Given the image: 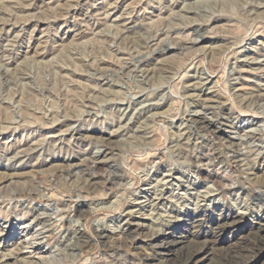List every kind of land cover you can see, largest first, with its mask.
Instances as JSON below:
<instances>
[{
    "label": "rangeland",
    "instance_id": "1",
    "mask_svg": "<svg viewBox=\"0 0 264 264\" xmlns=\"http://www.w3.org/2000/svg\"><path fill=\"white\" fill-rule=\"evenodd\" d=\"M257 91L264 0H0V264H143L150 236L194 212L264 216L239 185L219 191L189 164L214 149L239 161L243 180L264 177ZM196 113L223 140L188 125ZM96 156L97 173L116 182L89 191L84 163ZM19 189L32 197L13 198ZM242 233L227 227L217 246Z\"/></svg>",
    "mask_w": 264,
    "mask_h": 264
},
{
    "label": "bare ground",
    "instance_id": "2",
    "mask_svg": "<svg viewBox=\"0 0 264 264\" xmlns=\"http://www.w3.org/2000/svg\"><path fill=\"white\" fill-rule=\"evenodd\" d=\"M161 52H165V49H163ZM251 98L254 101H259L258 103L260 104V101L264 99V93L261 92L260 94V91H257L255 94L251 95ZM245 99H243V101H245ZM248 101H250V99ZM220 103L222 104V102ZM217 107H219L218 104ZM202 114L196 113L191 115L188 119H186V123L188 125L193 126L194 129L204 132L210 140H223L222 136L224 135V132H222V130L217 126L216 122L208 119L206 116ZM236 127L238 126L234 125L232 128L235 129ZM257 135L258 133H256L255 131H249L246 136L247 138L249 137V139L255 140V138L258 137ZM78 136L82 137L83 135L78 133ZM110 137L111 135L109 136L100 135L102 143L105 145V147H107L105 151L110 149L108 148V146L110 145ZM228 138L229 137H227V139ZM177 141L180 142L179 140ZM182 144L184 143L177 144L176 152L180 153L183 151V149H185L184 145L182 147ZM231 145H236V144L235 142H232ZM207 156L212 157V160L213 161L215 160L216 163L222 164V167L219 170H216L215 167H204L206 166L205 161H207L208 159ZM223 158L224 157H222L220 154L215 153V150L213 149L207 153H199L197 160L195 159L189 160V164L193 166L198 176H200L204 181H208L209 183L215 185V187L219 189V191L220 190L224 191L225 189H229L234 185H239L243 193L246 194L251 200L257 202L261 206H264V183H263L264 177L263 178L260 177L261 180L258 178V180L260 181L257 180L255 181L253 179L245 181L240 176L241 167H237L238 166L237 162L239 161L236 159H234L233 161L230 160L226 161ZM89 163H91V165H89ZM103 163L104 161L97 156L93 158L90 162L87 161L84 163V166H86L84 167L85 169L83 168L84 170H87L89 172L93 171L92 174L88 172L86 174V177H84V181L86 183L85 184L86 190L89 191L96 190L98 186L104 182H107L109 184H115L116 181L113 178H111V180L108 178H103L97 173V171L101 169V165ZM209 163H211V161ZM71 166L72 164L71 165L66 164L63 167L60 166L62 168L61 172H66V174L71 175L72 173ZM133 168L139 169L140 167H133ZM111 169H113V171L116 172L118 167H111ZM253 177L255 178L256 176ZM53 187L49 188V192L45 196L46 202H51L55 198L54 190H53L55 188ZM20 190L21 189H19V192H16L13 195V198L30 199L32 197L33 193L30 192V189L28 192H25L26 189L25 191L22 190L20 191ZM12 192L10 194H12ZM184 219L185 220H183L181 224H177L170 229H166L165 232L162 234L163 235L162 237L160 236L153 239L154 237L153 234L151 236L150 234L146 235V237L149 236L151 237V239L150 238L148 239V246L149 248L151 247L150 248L151 251L152 249L154 250L152 254H148L147 256L143 257V262H144L143 264H202L205 261H208L207 264H264V216H261L259 218H254L252 221H246L243 218L234 215L228 210L221 209V210H212L210 214L205 212H194L192 215L184 217ZM231 226L235 227L238 230L243 231L242 233L243 235L239 238L238 241L230 242L224 247H218L217 244L219 242L220 237L222 236L226 228ZM134 232L135 230L129 229L127 232L124 233L123 238L126 239L132 236ZM86 235L87 234L85 232L78 231L77 240L80 244H85L90 240L89 239L90 237L88 238ZM95 236L98 240H102L104 238L107 239V235L105 234L104 231H101L99 233L95 232ZM200 239H204V240L200 241ZM207 243H209L208 245H210L211 243V246H209L210 247L209 250H207L208 248ZM22 249H24V247H22ZM216 250L218 252H216ZM19 251L20 250H18V252ZM212 251L216 253L214 254L212 253ZM200 254H202V257H200ZM8 256L9 258L12 257L10 254ZM12 259L16 260L17 257H14ZM1 264H5V263H1Z\"/></svg>",
    "mask_w": 264,
    "mask_h": 264
}]
</instances>
